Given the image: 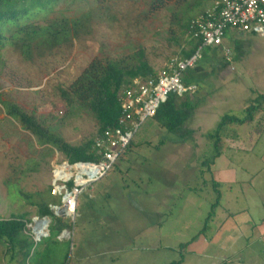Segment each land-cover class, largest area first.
<instances>
[{
    "label": "rangeland",
    "instance_id": "1",
    "mask_svg": "<svg viewBox=\"0 0 264 264\" xmlns=\"http://www.w3.org/2000/svg\"><path fill=\"white\" fill-rule=\"evenodd\" d=\"M178 4V0H54L44 12L31 13L25 23L44 25L87 14L88 27L72 42L40 57L34 53L26 59L8 45L0 49V100L44 118L70 144L94 137V118L77 105L68 107L58 89L67 88L92 60L118 57L138 46L145 48L157 71L162 69L177 52L167 38L169 28L178 32L171 24ZM182 11L192 15L196 6L183 5ZM235 41L240 46L237 51L223 45L215 56L199 63L201 82H194L189 93L197 106L187 124L193 131L191 140H178L152 118L144 121L134 134L132 149L78 196L74 217L66 219L73 236L66 241L42 238L37 261L170 264L182 259L184 264H219L220 259L192 252L189 244L201 237L210 241L228 225L233 228L227 235L235 237L236 245L245 244L241 237L256 235L237 222L247 216L251 226L264 221V132L257 135L264 127V102L251 123L228 127L222 154L213 165H205L212 154L206 136L221 117L242 116L247 105L264 96V37L248 33L231 43ZM208 54L205 49L203 55ZM64 159L61 153L38 145L6 116L0 103V217L28 213L26 231L32 234L36 208L26 203L18 189L28 194L44 192L53 186V172ZM71 173L75 175L74 170ZM216 181L220 199L213 207ZM263 243L249 241L252 248L235 257L227 254V264H264ZM3 250L0 246V264H23L17 258L9 260Z\"/></svg>",
    "mask_w": 264,
    "mask_h": 264
},
{
    "label": "trees",
    "instance_id": "2",
    "mask_svg": "<svg viewBox=\"0 0 264 264\" xmlns=\"http://www.w3.org/2000/svg\"><path fill=\"white\" fill-rule=\"evenodd\" d=\"M53 1L0 0V49L8 45L20 52L26 59H30L34 53H37L40 57L62 44L75 40L80 30L88 27L89 15L53 19L44 25L25 23L31 13L44 12ZM178 2L179 7L171 16V24L177 27L178 32L176 33L175 30L169 28L167 39L169 43H173L177 48V52L172 57H177L179 60L190 59L200 49V58L194 62V65L186 68L181 75L183 85L190 87L194 86L193 84L196 81L201 82L197 77L198 72L201 71L200 61L215 56L216 49L221 47H203L202 40L196 38L192 33V21L198 13H203L209 9L204 5L205 0H178ZM183 5L185 7L194 5L196 11L192 15H185L183 11L181 12ZM201 7L205 9L203 10ZM85 23L87 24L85 25ZM171 24L170 26H172ZM5 33L8 35L6 36ZM230 45L236 51L240 47L236 41ZM205 49L209 51L208 55H203ZM224 61L227 63L226 60ZM157 73V69L151 64L145 53V48L138 46L130 53L118 57H102L92 60L67 88H59V95L68 107L79 106L90 113L97 124L96 135L76 145L65 141L58 131L53 130L52 126L46 123L44 118L26 112L11 101L0 100V103L6 116L19 123L22 130L29 132L36 139L38 145L47 147L50 153L54 151L61 153L71 165L80 162L97 163L101 160V155L95 149L94 141L105 130L118 125V118L121 114L120 92L134 79L154 77ZM189 93L190 91H186L181 95L170 93L159 106L155 116L152 117L156 124L183 142L191 140L193 131L187 128V124L193 117L197 107L196 103L191 100ZM262 102H264V96L259 95L255 98L254 103L243 109L242 116L225 114L221 117L214 130L206 136L212 144V154L205 161L206 166L213 165L214 160L222 154L221 150L224 146L222 137L228 127L230 125L242 126L251 123ZM263 132L264 127L257 135L260 136ZM133 144L134 142L131 141L122 155L128 153ZM6 183L7 185L10 184L8 180ZM73 184V180H70L66 184L67 189L70 190ZM213 189L217 197L216 202L212 205L215 207L220 199L218 182L213 183ZM51 191L52 186H48L44 192L31 194L18 189L19 195L26 200V203L36 208L38 218L49 217L51 219L48 226V237L57 240V237L64 230L69 231L71 226L66 219L56 216L51 210L50 205H61V197L52 195ZM28 223H30L28 213L13 215L7 219L0 217V246L4 248L3 255L8 256L11 261L17 258L23 264L26 261H31L30 264H50L49 261L47 263L46 259V261L42 259L37 261L34 258L38 253V248L33 249L34 242H32L26 231ZM42 241L43 239L40 242ZM40 242L37 243V247ZM170 264H182V259Z\"/></svg>",
    "mask_w": 264,
    "mask_h": 264
},
{
    "label": "built area",
    "instance_id": "3",
    "mask_svg": "<svg viewBox=\"0 0 264 264\" xmlns=\"http://www.w3.org/2000/svg\"><path fill=\"white\" fill-rule=\"evenodd\" d=\"M191 30L196 38L202 40L203 47L212 48L223 47L229 33L258 34L264 37V0H215L208 10L195 17ZM199 50L188 60L170 58L154 77L136 78L122 89L119 94L121 114L118 125L105 130L94 141L101 160L97 163L80 162L72 165L64 160L60 167L55 168L51 192L61 197V205L53 207L57 215L63 211L64 216L72 219L78 196L85 187L106 176L140 125L155 116L170 93L181 95L191 90L192 86L183 85L181 75L200 58ZM73 170L75 175L71 173ZM70 180L74 184L69 190L66 184ZM34 221L39 223L37 218Z\"/></svg>",
    "mask_w": 264,
    "mask_h": 264
},
{
    "label": "crops",
    "instance_id": "4",
    "mask_svg": "<svg viewBox=\"0 0 264 264\" xmlns=\"http://www.w3.org/2000/svg\"><path fill=\"white\" fill-rule=\"evenodd\" d=\"M213 3H214V0H209V1H206L205 0L204 5L207 6V8H210L213 5ZM201 8L203 10L205 9L203 7H201ZM199 14H201V13H198V15ZM229 34L231 36L229 37V39L224 40L223 45H230L232 40H235L236 37H240L241 36L239 34H233V33H229ZM250 35H252V34H250ZM227 178H228L227 176L221 175V179H227ZM54 206H57V205H50V208H51V210L53 211V213L56 216L62 217L64 219H67L68 218L66 216H63L62 213H59L57 215L55 213L54 209H53ZM36 218H37V220L40 219V218H38L35 215L34 220H36ZM47 218H49V217H47ZM248 219H251V218H249L247 216L245 219H241V220H239V222H237L238 225L240 226V228L242 230L251 229V230H253L256 233L255 236L254 235H251V236H248L246 238L245 237H241L240 239H242V240L244 239L245 240V244H243V245H236V240L233 239L235 237L234 236L227 235V232L228 231H231L232 228H233L231 225H228L227 228H226V230L224 229L221 232L218 231V233H215L212 236V239L210 241L206 240L205 237H201L200 239H197V240L192 241L189 244V249L192 252L197 253L199 255L207 254L208 259H212V258L213 259H220L222 263H219V264H227V259H225L227 254L232 255L233 257H235V255H238L239 253H242L243 251H245V249L252 248V246L248 244L249 241L250 242H254L257 239L264 241V221H261L260 223L254 224V226H251L250 224L247 223V220ZM49 220H50L49 221V224H50L51 219L49 218ZM34 223H35V221H34ZM36 225H37V223H35V225H34V227L32 229V232L30 231L32 234L29 233V236H30L32 242H34V248H33L34 250L38 248L37 247V243L40 242V240H42V238H44V237H42L40 240L37 239V236L34 233V229H35ZM71 233H72V235H71ZM70 235L73 236V232H70L68 230H64L57 238L60 241H66V240L69 239V236ZM261 247H264V243L261 244ZM38 251H39V248H38ZM2 257H3V255H2ZM250 259L253 260L254 259V256H252ZM1 262H2V258H1ZM184 262L185 261H183L182 264H184ZM25 264H26V262H25ZM213 264H215V263H213Z\"/></svg>",
    "mask_w": 264,
    "mask_h": 264
},
{
    "label": "water",
    "instance_id": "5",
    "mask_svg": "<svg viewBox=\"0 0 264 264\" xmlns=\"http://www.w3.org/2000/svg\"><path fill=\"white\" fill-rule=\"evenodd\" d=\"M61 213H64V212L62 211ZM63 216H64V214H63ZM49 221L50 220L47 217H44V218H42V219L39 220V223L46 224V226H45V229L47 230L46 231V234H42V233L38 232V224L39 223H37V225H36V227L34 229V233L36 234L38 240H40L42 237H46V236L49 235V232H48V224H49Z\"/></svg>",
    "mask_w": 264,
    "mask_h": 264
},
{
    "label": "bare ground",
    "instance_id": "6",
    "mask_svg": "<svg viewBox=\"0 0 264 264\" xmlns=\"http://www.w3.org/2000/svg\"><path fill=\"white\" fill-rule=\"evenodd\" d=\"M79 180V179H78ZM45 226L46 224H42V223H39L38 224V232L42 233V234H46V229H45Z\"/></svg>",
    "mask_w": 264,
    "mask_h": 264
}]
</instances>
